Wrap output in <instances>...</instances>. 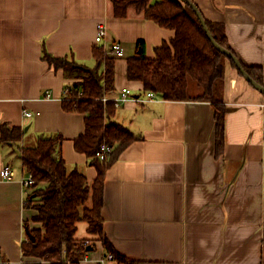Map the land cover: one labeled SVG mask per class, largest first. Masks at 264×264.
Instances as JSON below:
<instances>
[{"label":"crops","instance_id":"obj_1","mask_svg":"<svg viewBox=\"0 0 264 264\" xmlns=\"http://www.w3.org/2000/svg\"><path fill=\"white\" fill-rule=\"evenodd\" d=\"M194 1L207 20L226 25L245 64L264 68V0ZM99 24L107 27L100 43L107 52L114 42L124 48L108 98L131 92L113 120L142 137L106 173L102 216L109 242L133 261L264 264V95L227 63L226 148L217 157L211 103L149 99L140 82L127 78V59L137 54L138 43L152 58L174 31L134 10L115 17L113 0H0V124L24 132L21 142L0 146V261H38L22 253L29 240L25 222L39 227L31 222L37 212L24 205L31 190L22 183V148L35 147L41 136L61 135L69 170H81L89 183L97 178L74 144L85 132V115L63 109L67 80L42 56L46 47L55 57L72 55L94 67ZM25 111L35 115L27 120ZM6 165L13 180L3 177ZM93 244L82 264H117L102 242Z\"/></svg>","mask_w":264,"mask_h":264},{"label":"trees","instance_id":"obj_2","mask_svg":"<svg viewBox=\"0 0 264 264\" xmlns=\"http://www.w3.org/2000/svg\"><path fill=\"white\" fill-rule=\"evenodd\" d=\"M113 9L117 18H127L134 10L160 27L174 31V37L157 47L152 58L147 56L145 43L139 42L137 54L127 59V78L140 82L144 92H152L166 101L211 103L215 113L216 156L221 157L226 148L227 62L242 75L235 62L216 49L193 8L181 0H113ZM205 20L214 40L233 52L247 74L264 86V68L249 66L241 60L230 45L226 25ZM43 49L42 59L55 71H62L67 80L63 109L85 115V132L75 140V149L88 157L98 175L89 183L81 170H69L61 155L65 141L61 135L41 136L35 147L22 148L23 168L34 180L24 205L37 212L31 222L39 225L32 229L31 223L25 222L35 240L29 238L22 243V253L25 258L38 261L23 264H82L94 241L102 242L117 264H168L128 259L114 249L104 229L107 170L126 148L142 139L113 120L118 108L113 99L104 100L116 88L117 59L100 44L93 48L94 67L72 55L55 57L46 47ZM190 79L201 89L197 96L189 94ZM0 133V146L17 144L24 136L20 127L8 123L0 124ZM102 144L112 147L106 160L98 156ZM80 222L86 224L88 236L82 239L78 238Z\"/></svg>","mask_w":264,"mask_h":264},{"label":"built area","instance_id":"obj_3","mask_svg":"<svg viewBox=\"0 0 264 264\" xmlns=\"http://www.w3.org/2000/svg\"><path fill=\"white\" fill-rule=\"evenodd\" d=\"M107 36V27L104 24H99L98 26V31H97V37H96V43L100 44L102 43V41L105 39V37ZM110 54L113 53L114 55L118 56V57H122L124 55V48L121 45V43L119 42H115L112 44L111 48H110ZM148 97L153 98L155 96L154 93L152 92H148L147 93ZM135 99H139L137 98V96H134ZM130 99V91L129 90H124L121 93L120 98L115 102L116 107H119L121 105H123L125 102H127ZM105 101H108L109 98H105ZM35 114L31 111H25L24 112V116L25 119H31L33 118ZM112 152V147L108 144H102L101 149L98 153V156L100 157L101 160H106L107 157L109 156V154ZM15 176V173L12 169V167L10 165H6L3 169V177L5 180H13ZM23 185L26 188H30L33 184H34V180L32 175L27 174V176L23 179ZM108 258L110 260H113V256L109 255ZM1 264V262H0Z\"/></svg>","mask_w":264,"mask_h":264},{"label":"water","instance_id":"obj_4","mask_svg":"<svg viewBox=\"0 0 264 264\" xmlns=\"http://www.w3.org/2000/svg\"><path fill=\"white\" fill-rule=\"evenodd\" d=\"M181 1L187 3L188 5H190V6L193 8V10H194L195 13L197 14V16H198V18H199V20H200V22H201V24H202L204 30L206 31L209 40L213 43V45L216 47V49L219 50L220 52H222L223 54L227 55V57H228L229 59H231L232 61H234L235 64H236V66L238 67L239 71L242 73L243 77L246 79V81L249 82V83H250V84H251L256 90H258L260 93L264 94V86L260 85V84L257 83L256 81H254V80H253V79L247 74V72L244 70V68H243V66H242V63H241L240 59H239L237 56H235V55L233 54V52H231V51H229V50H227V49L221 47V46H220V45L214 40L213 35H212V33L210 32V29H209L208 26H207V23H206L205 17H204V15H203V13L201 12V10L199 9V7L197 6V4L192 3V2L189 1V0H181ZM26 232H27L29 238H30L32 241H34L35 238H34V236H32V235L30 234V230H29V228L26 229ZM91 250H92L91 247L88 248V251H91Z\"/></svg>","mask_w":264,"mask_h":264},{"label":"rangeland","instance_id":"obj_5","mask_svg":"<svg viewBox=\"0 0 264 264\" xmlns=\"http://www.w3.org/2000/svg\"><path fill=\"white\" fill-rule=\"evenodd\" d=\"M200 93H201L200 87L197 85V83L193 79H190L189 80V94H190V96H197ZM85 227H86V224L84 222H80L79 223L80 230H79V233H78V238H81L82 236H85V233H86L85 232Z\"/></svg>","mask_w":264,"mask_h":264},{"label":"bare ground","instance_id":"obj_6","mask_svg":"<svg viewBox=\"0 0 264 264\" xmlns=\"http://www.w3.org/2000/svg\"><path fill=\"white\" fill-rule=\"evenodd\" d=\"M96 37H97V36H96ZM95 42H96V41H95ZM114 43H115V42H114ZM96 44H97V43H96ZM109 51H110V50H109ZM109 55L113 56L115 59H120V58H122V57L124 56V55H123L122 57H118V56L114 55L113 53L110 54V52H109ZM230 78H232V77H230ZM232 82L234 83V80H233ZM130 96H131V92H130ZM146 97L149 98V99H151L150 97H148L147 93H146ZM153 98H154V97H153ZM116 101H117V100H116ZM119 107H120V106H119ZM119 107H117V108H119Z\"/></svg>","mask_w":264,"mask_h":264}]
</instances>
